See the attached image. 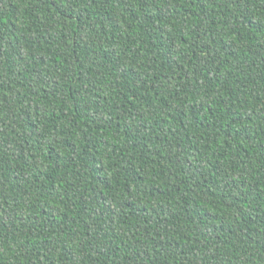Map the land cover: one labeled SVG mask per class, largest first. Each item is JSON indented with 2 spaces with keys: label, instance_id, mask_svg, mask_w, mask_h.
I'll return each mask as SVG.
<instances>
[{
  "label": "trees",
  "instance_id": "1",
  "mask_svg": "<svg viewBox=\"0 0 264 264\" xmlns=\"http://www.w3.org/2000/svg\"><path fill=\"white\" fill-rule=\"evenodd\" d=\"M0 264H264V0H0Z\"/></svg>",
  "mask_w": 264,
  "mask_h": 264
}]
</instances>
